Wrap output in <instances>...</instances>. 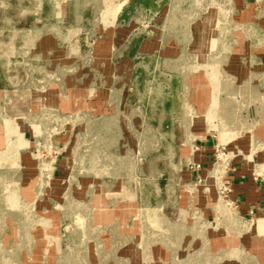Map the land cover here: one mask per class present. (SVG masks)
<instances>
[{"label":"rangeland","instance_id":"rangeland-1","mask_svg":"<svg viewBox=\"0 0 264 264\" xmlns=\"http://www.w3.org/2000/svg\"><path fill=\"white\" fill-rule=\"evenodd\" d=\"M0 264H264V0H0Z\"/></svg>","mask_w":264,"mask_h":264}]
</instances>
